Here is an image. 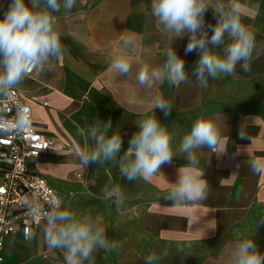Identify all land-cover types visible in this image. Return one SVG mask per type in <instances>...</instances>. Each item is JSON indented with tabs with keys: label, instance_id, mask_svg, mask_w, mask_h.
Instances as JSON below:
<instances>
[{
	"label": "crops",
	"instance_id": "crops-1",
	"mask_svg": "<svg viewBox=\"0 0 264 264\" xmlns=\"http://www.w3.org/2000/svg\"><path fill=\"white\" fill-rule=\"evenodd\" d=\"M9 2L0 0V18ZM236 2L241 4L242 23L255 31L258 47L264 46V0ZM150 5L151 0H77L71 11L62 8L55 13L64 55L54 61L52 71L33 72L16 89L30 106L37 131L65 148L42 153L32 168L53 186L64 207L101 223L109 241L116 242L117 247L97 250L84 264H145L143 258L153 252L161 256L158 264H229L230 250L243 239H252L264 253V222H259L264 219V177L248 167L250 158L264 156V54L253 59L250 71L238 64L235 75L209 78L208 86L200 88L191 76L199 53L185 52L187 34L175 38L158 26ZM215 23L209 9L206 27ZM125 39L133 43L125 46ZM169 47L185 60L193 78L189 83L177 87L165 80L151 89L141 88L135 63L128 77L109 72L111 60L119 55L158 66ZM159 94L171 103L172 111L165 116L157 109L155 114L172 134L177 155L161 167L165 178L158 174L152 182L128 181L111 162L86 170L78 166L74 150L84 145L79 128L87 130L98 119H110V132L123 138L122 155L138 130L135 122L153 114L146 109ZM201 116L220 121L229 138L227 152L217 156L207 148L198 150L197 166L209 183L208 196L173 207L163 195L167 182L174 183L177 170L187 164L179 146ZM241 125L254 138L249 156L244 149L251 142L238 137ZM88 144H93L90 138ZM238 149L240 154L233 158ZM105 185L121 186L124 202L119 209L104 198ZM189 219L194 223L188 224ZM32 232L36 235L31 239L21 232L5 238L0 249L3 264H65L63 250L44 244L40 227Z\"/></svg>",
	"mask_w": 264,
	"mask_h": 264
},
{
	"label": "clouds",
	"instance_id": "clouds-1",
	"mask_svg": "<svg viewBox=\"0 0 264 264\" xmlns=\"http://www.w3.org/2000/svg\"><path fill=\"white\" fill-rule=\"evenodd\" d=\"M76 3L77 0H10L0 18V99H9L33 72L52 71L54 61L65 53L59 18L55 13L62 8L71 11ZM150 9L151 16L164 31L172 33L175 38L188 35L185 52L199 53L191 76L200 88L208 86L209 78L216 80L221 75H235L238 64L244 72L250 71L253 59L264 54V46L257 45L255 31L242 23L241 4L236 0H151ZM209 9L213 11L216 23L206 27L205 14ZM124 43L127 46L133 41L125 39ZM162 57H165L162 64L152 66L119 55L111 60L109 72L128 77L135 63L138 65L136 82L147 89L165 80L178 87L193 79L186 70L185 60L172 47L166 48ZM157 109L165 116L171 114L172 105L162 94L156 95L147 106L146 111L153 114H145L135 122L138 130L131 136L122 155L123 138L119 132H110V119L107 122L98 119L87 130L79 128L78 134L83 137L84 145L74 150L78 166L86 170L92 164L111 162L118 168L120 176L128 181L140 178L152 182L158 174L163 176L161 167L171 164L177 155L173 151L172 134L155 114ZM10 113L11 108H0V134L23 138L33 124L30 106L17 104L14 114ZM238 137L251 142L244 149L249 156L254 138L248 134L245 125L239 128ZM89 138L93 141L91 146ZM228 141L217 118L201 116L193 122L179 146L187 164L177 170L174 183L166 181V195L163 196L174 202L173 207L207 198L209 183L204 178V170L197 166L198 150L207 148L211 153L223 156ZM44 148L48 146L44 145ZM239 154L240 149L233 153V158ZM0 161L10 163L9 156L0 153ZM248 167L254 175L264 177V156L250 158ZM103 194L106 200L115 203L117 209L122 206L124 194L120 185H105ZM20 203L25 209L24 215L35 220L40 227L44 244L49 249L63 250L65 264H84L97 250L117 247L115 241H109L107 229L101 223L64 207L62 199L56 195L36 189L30 196L22 197ZM193 223L188 220V224ZM35 235V232H26L28 239ZM162 255H168L167 249ZM229 256V264H264V253L258 250L252 239L238 241ZM143 259L145 264H158L161 256L153 252Z\"/></svg>",
	"mask_w": 264,
	"mask_h": 264
},
{
	"label": "built area",
	"instance_id": "built-area-1",
	"mask_svg": "<svg viewBox=\"0 0 264 264\" xmlns=\"http://www.w3.org/2000/svg\"><path fill=\"white\" fill-rule=\"evenodd\" d=\"M17 104L28 105L20 92L15 89L9 99L1 100L0 108H11V115L14 114ZM32 117V128L23 138L0 135V153L7 154L10 159V163L0 161V189H3L0 191V249L3 247L5 238L10 234L21 232L26 236V232L39 228L35 220L24 215L25 209L20 203L22 197L30 196L36 189L59 197L47 179L32 168V162L46 151H62L65 147L38 132L33 113ZM44 145L48 148L42 149ZM0 264H3L1 255Z\"/></svg>",
	"mask_w": 264,
	"mask_h": 264
},
{
	"label": "snow or ice",
	"instance_id": "snow-or-ice-1",
	"mask_svg": "<svg viewBox=\"0 0 264 264\" xmlns=\"http://www.w3.org/2000/svg\"><path fill=\"white\" fill-rule=\"evenodd\" d=\"M0 191H3V189H0Z\"/></svg>",
	"mask_w": 264,
	"mask_h": 264
}]
</instances>
